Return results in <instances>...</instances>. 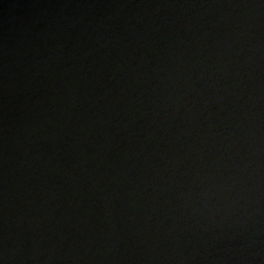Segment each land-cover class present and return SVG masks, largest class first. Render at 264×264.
Wrapping results in <instances>:
<instances>
[{"label": "water", "instance_id": "1", "mask_svg": "<svg viewBox=\"0 0 264 264\" xmlns=\"http://www.w3.org/2000/svg\"><path fill=\"white\" fill-rule=\"evenodd\" d=\"M0 264H264V0H0Z\"/></svg>", "mask_w": 264, "mask_h": 264}]
</instances>
